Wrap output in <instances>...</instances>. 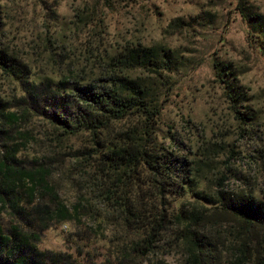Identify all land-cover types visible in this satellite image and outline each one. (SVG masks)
<instances>
[{
  "label": "trees",
  "instance_id": "16d2710c",
  "mask_svg": "<svg viewBox=\"0 0 264 264\" xmlns=\"http://www.w3.org/2000/svg\"><path fill=\"white\" fill-rule=\"evenodd\" d=\"M45 4L0 0V211L12 219L8 227L0 221V264H83L82 251H43L38 243L54 224L81 223L82 212L95 201L134 238L102 264H137L168 233L187 264H264V191L235 192L221 180L210 190L202 177L209 164L206 150L191 151L174 133L161 134V102L185 58L164 46L127 42L108 55L99 77L48 75L36 67L32 53L22 54L11 42L16 22L25 20L23 6H39L42 18L56 15ZM236 10L264 56V17L247 0H238ZM91 13L86 6L76 8L72 24H90ZM180 24L185 23L171 26ZM35 40L46 61L56 65L54 41L46 35ZM213 69L239 129L246 122L259 124L255 109L253 119L248 117L251 107L235 71L218 62ZM38 124L49 146L26 163L21 154L41 140L33 136ZM54 163L67 171L65 164L74 166L80 184L76 204L59 199L58 183L51 181Z\"/></svg>",
  "mask_w": 264,
  "mask_h": 264
},
{
  "label": "rangeland",
  "instance_id": "374dc122",
  "mask_svg": "<svg viewBox=\"0 0 264 264\" xmlns=\"http://www.w3.org/2000/svg\"><path fill=\"white\" fill-rule=\"evenodd\" d=\"M43 1L56 15L42 18L39 6H23L25 20L20 18L12 33L16 50L32 53L36 67L48 75L78 80L103 74L108 55L127 42L175 51L187 62L170 76L167 96L161 102V134L174 133L191 151L206 150L211 157L202 177L210 190L214 191L221 180L223 188L235 192L264 191V56L254 46L248 26L236 10L238 0H106L107 4L104 0ZM247 1L253 12L264 17V0ZM82 6L92 11V21L77 26L72 24L74 11ZM21 16L20 11L15 12L16 18ZM176 20L185 24L171 26ZM45 35L54 41L51 53L56 65L46 61L33 43H37L36 36ZM214 62L229 64L235 71L236 85L251 107L248 117L253 119L255 109L259 124L246 122L240 124L244 130L239 129L223 88L215 80ZM39 126L32 128L33 136L41 139L38 145L30 143L28 151L21 154L26 156V163L32 156L40 158L41 149L49 146L43 137L44 127ZM62 165L52 164L51 181L58 183L59 199L70 206L78 201L80 184L74 166L65 164L67 171ZM110 212L95 201L82 212L81 223L54 224L42 232L38 247L76 255L82 251L83 264H102L108 256L114 259L120 255L121 246L130 247L134 238L108 220ZM11 220L6 211H0V221L6 227ZM167 235L165 242L155 245L153 253L141 256L136 263L187 264L184 251L170 240V233Z\"/></svg>",
  "mask_w": 264,
  "mask_h": 264
}]
</instances>
